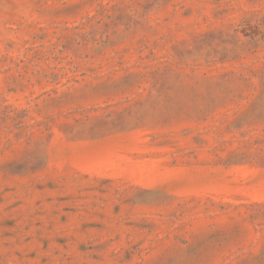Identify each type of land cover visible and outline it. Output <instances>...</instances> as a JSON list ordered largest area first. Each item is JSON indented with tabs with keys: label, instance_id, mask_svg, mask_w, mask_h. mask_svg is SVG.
<instances>
[{
	"label": "rangeland",
	"instance_id": "374dc122",
	"mask_svg": "<svg viewBox=\"0 0 264 264\" xmlns=\"http://www.w3.org/2000/svg\"><path fill=\"white\" fill-rule=\"evenodd\" d=\"M0 264H264V0H0Z\"/></svg>",
	"mask_w": 264,
	"mask_h": 264
}]
</instances>
